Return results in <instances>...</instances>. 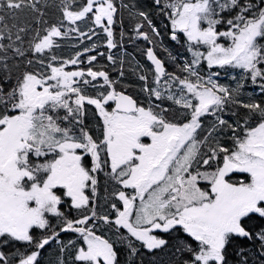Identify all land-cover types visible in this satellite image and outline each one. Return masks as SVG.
I'll list each match as a JSON object with an SVG mask.
<instances>
[{"label":"snow or ice","instance_id":"obj_1","mask_svg":"<svg viewBox=\"0 0 264 264\" xmlns=\"http://www.w3.org/2000/svg\"><path fill=\"white\" fill-rule=\"evenodd\" d=\"M0 264H264V0H0Z\"/></svg>","mask_w":264,"mask_h":264},{"label":"trees","instance_id":"obj_2","mask_svg":"<svg viewBox=\"0 0 264 264\" xmlns=\"http://www.w3.org/2000/svg\"><path fill=\"white\" fill-rule=\"evenodd\" d=\"M221 82H226L224 78H222V81Z\"/></svg>","mask_w":264,"mask_h":264}]
</instances>
